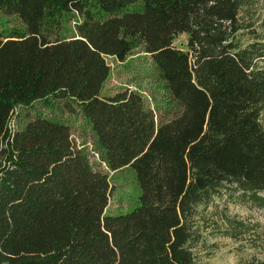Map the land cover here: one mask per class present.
<instances>
[{"label":"trees","instance_id":"16d2710c","mask_svg":"<svg viewBox=\"0 0 264 264\" xmlns=\"http://www.w3.org/2000/svg\"><path fill=\"white\" fill-rule=\"evenodd\" d=\"M249 4L0 0L22 25L0 38V264H197V205L264 207V44L235 40ZM136 49L164 93L156 112L136 91L101 95L105 58ZM124 166L136 204L104 215L107 171Z\"/></svg>","mask_w":264,"mask_h":264},{"label":"rangeland","instance_id":"374dc122","mask_svg":"<svg viewBox=\"0 0 264 264\" xmlns=\"http://www.w3.org/2000/svg\"><path fill=\"white\" fill-rule=\"evenodd\" d=\"M237 23L239 29L235 40L239 46L264 44V0H250L248 6L241 7ZM21 27L15 16L0 12V38ZM185 38L184 34L177 36L172 45L184 50ZM105 62L110 72L102 86L101 95H112L123 89L136 91L149 108L156 112L164 93L161 84L157 82L156 68L149 55L136 49L123 62H117L111 57H106ZM34 109L39 114L49 113L38 105ZM62 117L67 116L64 114ZM260 121L264 126V113L261 114ZM68 123L72 135L76 137V130L78 126L81 128V122L70 118ZM93 160L98 162L95 157L91 161ZM107 180L110 193L104 215L115 216L130 212L139 193L132 169L124 166L112 172L107 171ZM193 222L197 241L192 252L197 264H245L251 260L264 262V207L231 202L222 194L212 197L207 203L197 205ZM228 222L241 225L236 238L227 235V230H231Z\"/></svg>","mask_w":264,"mask_h":264}]
</instances>
